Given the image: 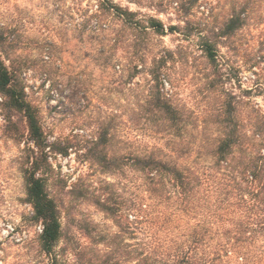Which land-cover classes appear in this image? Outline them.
Returning <instances> with one entry per match:
<instances>
[{
  "label": "rangeland",
  "instance_id": "obj_1",
  "mask_svg": "<svg viewBox=\"0 0 264 264\" xmlns=\"http://www.w3.org/2000/svg\"><path fill=\"white\" fill-rule=\"evenodd\" d=\"M244 2L249 3L248 22L228 38L213 35L216 59L210 62L201 36L217 33ZM180 3L0 0V59L11 86L35 110L44 138L42 149L35 146L23 112L10 108L0 93V264H79L80 258L99 264L98 252L107 250L108 237L123 229L98 203L115 202L125 210L141 202L143 178L127 167L125 156L163 146L170 137L153 127L142 108L149 78L145 66L153 54L167 55L162 92L183 113L182 128L171 132L188 151L209 152L221 136L217 121H225L227 103L245 123L253 148L264 151V129L261 138H251L252 125H264V0H200L187 17ZM112 4L135 13L140 27L116 15ZM149 18L179 30L146 33ZM93 150L125 157L119 171L93 161ZM41 153L46 191L59 208L62 228L51 254L41 249L43 224L34 218L24 178ZM211 163L210 157L200 161ZM122 237L128 242V235Z\"/></svg>",
  "mask_w": 264,
  "mask_h": 264
},
{
  "label": "trees",
  "instance_id": "obj_2",
  "mask_svg": "<svg viewBox=\"0 0 264 264\" xmlns=\"http://www.w3.org/2000/svg\"><path fill=\"white\" fill-rule=\"evenodd\" d=\"M199 1L180 0L185 17ZM112 5L110 9L126 23L140 27L135 13ZM247 5L244 2L233 8L217 33L209 30L201 36L203 52L210 62L216 59L213 35L228 38L242 29L250 18ZM185 24L184 30L190 34L189 23ZM144 29L156 36L179 30L176 26L167 30L155 18H149ZM166 56L153 54L145 66L149 78L142 108L152 118L153 127L163 128L170 137L163 146L153 144L143 152L125 156L127 167L143 178L145 195L141 202H132L125 210L115 202L98 203L123 229L108 237L107 250L98 252L99 264H260L264 262V151L253 148L244 131L245 123L233 116L231 103L225 108V121H217L221 136L212 141L209 152H190L175 139L177 135L171 131L182 128L183 113L162 92L161 69L167 63ZM11 82L8 68L0 59V93L7 97L10 108L23 112L31 140L42 149L44 138L36 112ZM257 124L252 125L253 139L261 138L264 129ZM107 143L108 139L102 144ZM93 151L91 159L103 169L119 171L125 157ZM42 155L34 157L24 170V178L34 218L43 224L41 249L51 254L62 228L59 208L46 191ZM206 157L212 163L202 166L200 161ZM123 233L128 235V242L122 240ZM80 260L79 264H84L85 258Z\"/></svg>",
  "mask_w": 264,
  "mask_h": 264
}]
</instances>
